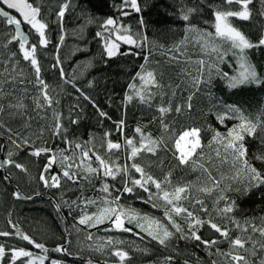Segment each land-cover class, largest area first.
Returning <instances> with one entry per match:
<instances>
[{"label": "trees", "instance_id": "obj_1", "mask_svg": "<svg viewBox=\"0 0 264 264\" xmlns=\"http://www.w3.org/2000/svg\"><path fill=\"white\" fill-rule=\"evenodd\" d=\"M29 2L41 7V18L48 25L46 33L49 44L46 47L38 46L37 59L41 68L40 78L48 84L47 91L53 103L51 106L44 104L40 85L36 83L35 69L30 61L23 59L18 40L11 39L14 35L11 25L0 17V93H2L0 106H3V111H0V153L2 146H5L6 160L11 152L13 154L11 159L24 165L26 169L22 171L16 168L15 164H7L0 172V232L10 233L8 236H0V244L5 246L7 253L5 258L0 259V264H11V253L8 249L12 247H22L35 255L46 256L45 264H49L52 259H61L63 264H88L89 261L92 264H116L119 263V258L112 255V252L117 248L129 254L124 264H183V261L192 264H212L213 261H217L218 264H234L230 258L216 255L217 249L221 253L243 255L250 264H261L264 261V250H261L260 245L264 244V236L259 231L253 232L251 226L264 228V186L251 189L247 195L242 194V191H236L235 189L243 190L247 186L248 177L241 175L238 180H233L239 165L233 166L230 155L226 163H221L222 157L227 154L221 150L222 157L218 159L215 155L216 145L209 147L208 142L214 134L212 129L226 133L228 128L238 123L234 119L226 118L224 124L217 120L216 113L224 111L219 102L237 105L255 120L258 114L264 112V85L248 84L229 88L227 81L215 75L216 69L213 68L211 84L197 91L193 87V78L199 75V65L190 63L189 58L191 61L204 59L206 64H210L215 61V56L204 55L198 46L191 43L186 48H181L185 55L178 61H172L171 57L179 56V53L164 54L166 49L184 38L185 25L189 22L214 32L213 7L221 5L222 0H138L142 11L137 13L130 7L126 8L124 10L130 13L128 16L121 15L120 6L123 0H29ZM63 4H68L69 7L61 20L57 14ZM193 7L199 11L194 12L189 21L182 20L181 9ZM232 7L234 10L238 9L236 5ZM249 7L252 13L249 20L237 18L232 20L234 26L251 41L256 42L264 34V15L260 14L264 11V0H252ZM109 17H119L118 23L129 26L133 35L139 33L146 36V46L136 48L121 43L119 49L121 54L109 58L104 50V38L96 35L97 32L103 31L101 25ZM141 18L144 20L143 26L138 23ZM24 28L29 35V42L25 47L38 45L39 36L35 30L30 26ZM108 35L109 33H104L105 38ZM125 52L128 54H122ZM247 54L257 73L264 77V47L249 49ZM145 56L149 57L148 70L155 72L161 87L152 89L156 94L150 103H141L136 97L126 102L125 95L131 94L128 85L140 84L139 79L134 81L133 77L145 63ZM217 66L229 76L237 74V60L231 53L223 62H218ZM61 70L64 72L63 77ZM203 78H208L207 66ZM209 88L211 95L208 94ZM190 95L191 101L188 100ZM85 96L90 99H85ZM37 97H40L42 107H37ZM189 103L192 105L191 108L188 107ZM17 104H23V107H15ZM161 106L171 110L161 116L159 112ZM178 106L181 108L180 112L175 110ZM101 111L107 115L101 116ZM56 114H59L66 133L53 135ZM121 120L124 121L122 131L117 128ZM162 120L169 126L167 131L162 127ZM138 126L145 135L150 134L153 139L162 138L166 146L158 148L155 154L142 151L134 161L127 159L131 151L127 146L120 150L108 151V140L124 144L125 138H130L139 147L140 134L135 131ZM193 127L203 130L201 141L205 147L201 163L209 169L216 180L221 181L219 188L210 195L198 193L201 187L211 186L208 174L203 169L193 170L190 164L181 165L174 147L179 134ZM105 133L108 135L105 136ZM65 135L68 140L73 141L71 145L65 142ZM24 140L29 143L24 144ZM77 143L85 145L91 156V160L84 161L83 165L80 159L81 149L75 147ZM44 147L52 151L41 153L40 156L31 154L34 150ZM246 147L253 166L264 172V162L255 159L256 154H264V144H261L259 139L246 137ZM61 151L66 156L74 157L73 160L65 162V165L69 163L73 165L70 171L78 173L75 181L63 176L64 168L61 166L59 155ZM92 153L120 165L135 162L157 180H163L170 172L172 187L190 185L189 192L186 193L188 199L182 201L183 206L201 220L211 218L212 222L227 227L230 230L229 239L240 236L246 241L245 248L232 249L229 241L207 224L198 226V234L204 240L219 241L210 249H206L204 244L194 239H180L181 233H175L171 225L168 227L175 235L166 246L144 236L136 229L134 223L127 221L125 227L132 229L130 233L107 231L112 225L106 221L91 228L80 225L79 218L87 210V206L84 207L85 201L107 195L100 191L104 182L113 186L110 199L120 196L118 203L124 207H131L139 213L157 217L167 225L163 200H155L159 206L154 208L151 203H145L148 193L143 189L137 188L133 193H123L122 175L113 180L110 177H103L102 172L87 173L85 166L88 163L92 167H98ZM53 155L57 156V162L45 171V165ZM41 174L49 184L52 183V176H59L60 186H46L40 179ZM5 175L9 176V181L5 180ZM130 175L139 178L140 174L133 169ZM149 187L151 192L157 191L154 186ZM172 187L168 190L171 191ZM229 187L232 190H227ZM14 188L30 200L17 199ZM221 190H225L227 202L235 201L237 208L231 217L238 220L240 225L247 227L246 232L238 229L231 219L216 214L215 209L223 208L226 203L221 200L218 205L216 204ZM196 200L204 201L203 207L208 211H201L202 206L194 203ZM94 206L90 205L88 208L96 213ZM180 218L182 217H175L177 223L182 226L184 233L190 235L188 222L183 218L182 223L179 221ZM82 230L91 234L92 239L83 236ZM17 231L30 236L37 243L44 244L48 252L44 253L22 240L16 235ZM135 233L140 235L137 236ZM249 236L251 240L248 239ZM109 237L113 241L121 240L124 243H113L98 251V246L106 244ZM62 244H66V254L53 251ZM143 249L147 251H142ZM253 250L255 255H252ZM209 251L212 255H209ZM167 257H172V260L166 261ZM26 259L21 258L15 264H23Z\"/></svg>", "mask_w": 264, "mask_h": 264}, {"label": "snow or ice", "instance_id": "obj_2", "mask_svg": "<svg viewBox=\"0 0 264 264\" xmlns=\"http://www.w3.org/2000/svg\"><path fill=\"white\" fill-rule=\"evenodd\" d=\"M0 3H3L7 6L8 9H14L16 12L20 14L22 19H18L16 16L10 15L8 11L0 8V17L6 18L8 25L15 26V35L12 36V40H18L19 49L23 54V59L26 61H30V64L35 69L36 74V83L40 85V92L43 97L44 104L51 106L53 103L52 97H50L47 89L48 84L44 82L40 78L41 68L39 61L37 59V48L38 46L46 47L49 44V40L47 38L46 29L48 27L47 22H45L41 18V7L39 5L34 6L32 3H29V0H0ZM252 0H222L221 5H216L213 7V17L214 21L212 22L213 31H208L207 29H202L197 27L196 25L191 24L190 22L185 25V36L182 40L173 44L171 48L166 49L164 54L168 52H177L180 55H173L171 57L172 61H178L180 57L185 55V52H181V48H186V46L191 43L194 46H198L200 51L206 56H215V61L210 64H206L204 59H198L196 61H191L190 63H195L199 65V75L193 78V87L196 88L197 91L201 89V87L210 85L212 80V69L215 68V75L219 76L221 79L227 81V86L229 88H237L241 85L255 84V85H264V77L257 73L255 65L251 63L248 58L247 50L264 47V34L261 35L258 41H251L242 31H240L233 24L232 18H237L239 20H249L251 18V10L250 5ZM233 5L238 6L237 10L233 9ZM69 7L68 4H63L60 8L58 17L62 20L65 10ZM121 7V15L128 16L130 13L124 9L131 8L135 12L139 13L142 11L141 6L138 4V0H123V4ZM198 8H182L181 9V19L184 21H189L190 16L194 12H198ZM261 15H264V11H261ZM119 17L112 18L109 17L103 21L101 27L103 28L102 32H97L96 35L104 38V50L106 55L111 58L119 53L121 43L126 45H132L136 48H141L146 46L147 37L142 36L139 33L135 35L132 34L129 26H125L123 24L118 23ZM26 23L31 27V29L35 30V33L38 34L39 40L38 45L33 44L29 48H26L25 45L28 44V36L21 32V24ZM141 26L144 25V20L141 18L138 22ZM207 23V21L205 22ZM107 32L109 35L105 38L104 33ZM114 37V38H113ZM61 41L63 40V36L60 37ZM141 41L144 43L142 44ZM11 42V41H9ZM163 48V45L160 46ZM231 53L233 57L237 60V74L233 76H229L227 72H222L217 66L218 62H223L225 57ZM127 55L128 53H122ZM138 54V53H137ZM145 63L140 66V71L136 73V76L133 77L135 81L137 78L140 81L139 86L136 83H130L128 88L131 90V94L125 95V101L130 102L134 97L138 98L141 103H150L153 96L156 94L152 91L153 88H160L161 85L156 78V74L152 70H148L147 65L149 62V57H144ZM60 61L58 60L57 63ZM207 66L208 68V78L204 79V69ZM61 76H64L63 70H61ZM70 82V81H68ZM83 95V93H81ZM209 95H211V89L209 88ZM2 95V93H0ZM85 99H90L85 96ZM188 100H192V96L188 97ZM37 107H42L43 105L40 103V97L36 98ZM221 107L224 109L222 112L216 113L217 120L224 124L225 119H234L237 120L238 123L234 124L232 127L228 128L226 133H221L212 129L213 136L211 140L208 142V146L211 147L213 144L216 145L215 155L218 159H221L222 152L227 154L224 155L221 159V163H226L228 160V156L232 157L233 166L235 167L237 164L239 168L236 172V176L233 177V180H238L241 175H245L248 177L247 186L241 189H235L236 191H242V194L247 195L248 192L253 188H258L260 186H264V172L258 170L248 158V149L246 147V137H252L259 139L261 144H264V112L258 114L255 120L251 119L248 115L245 114L244 110L234 104H224L222 101L219 102ZM191 103L188 104V107L191 108ZM15 107L22 108L23 104H17ZM171 109L168 107H159V112L161 116L163 114L169 112ZM177 112L181 111V108L178 106L175 109ZM0 111H3V106H0ZM101 116H106L107 114L104 112H100ZM55 125L53 135H60L61 133H66V129L63 128V125L60 122L59 114L55 116ZM77 121H72V123H76ZM162 127L165 131L168 130V125L161 121ZM124 126V121L121 120L117 124V128L122 131ZM136 133L140 134L141 143L140 146L137 147L136 143L133 139L125 138L124 144L119 142H113L112 140L107 141V149L109 152L113 150H120L127 146L131 151L127 156L129 161H134L137 156L142 151H147L155 154L158 148L162 146H166L165 141L161 139H153L151 135H145L141 129V127H137L135 129ZM203 130L201 128L193 127L191 129H187L182 131L178 138L175 139L174 147L176 151L179 153L177 159L181 165H191L193 170L203 169L205 173L208 174V179L212 182L211 186L201 187L199 190L206 194H211L215 189L219 188L221 181L216 180L211 172L201 160L204 159L203 148L205 145L202 144L201 141V132ZM108 134L105 133V136ZM175 135V133H173ZM171 138V137H170ZM64 140L68 144H72L73 141L67 139V136H64ZM15 143V141H13ZM24 144H28L27 140H24ZM19 147V145H18ZM77 149H81V164H84V161L91 160V156L89 155V150L85 145H81L79 143L75 144ZM199 150V151H198ZM52 150L49 148H40L34 150L31 154L34 156H40L41 153L51 152ZM12 153L9 152V158L3 161L4 164H15V167L21 169L22 171H26L24 165L15 163L11 159ZM60 162L61 166L64 168L63 176L68 180L75 181L78 173L75 171H70L72 169V164H66L65 162L73 160L74 157L66 156L63 154V151L60 152ZM95 156V160L98 162V167H92L90 163L85 166V171L89 174H99L102 172L103 177H110L115 180L118 176H123V193H133L137 188L143 189L144 192L148 193V198L145 203H151L152 207H158L159 205L155 203V200H163L164 202V218L167 220V225L162 222L160 219L155 217L148 216L147 214L141 215L137 210L131 207H124L119 204L120 196L112 197L111 199V188L107 182H104L101 185L100 191L107 194L106 196L100 198V203L104 206L100 207L96 213L88 215L85 212L79 218V223L81 225H86L91 228L96 225L104 223V221H110L112 228L123 231V232H131L132 229L125 227V222L135 223L136 227L139 228L142 232L146 233L153 240L157 241L160 245L166 246L170 239L175 235V233H181L180 239H194L199 241L200 243L205 245L206 249H210L212 246H215L219 243L218 240H204L198 234L199 227L205 224L209 225L211 229L215 232L219 233L221 237L225 238L229 241L230 247L232 249H244L246 241L242 239L240 236H237L234 239H229L230 230L227 227H222L220 224L212 222V219L209 220H201L198 218L192 211H189L186 207L183 206L182 201L188 199L186 193L189 192L190 185L185 184L183 186H171L169 172L165 175L163 180H157L151 174L147 173L145 169L135 163L132 162L129 164L120 165L115 161L106 160L96 153H92ZM211 159V157H209ZM256 160L264 162V154H256ZM57 162V156H50L48 163L45 165V171L52 167L54 163ZM135 170L136 173H139V178H134L130 175L131 170ZM40 179L44 181L45 185L48 187H59L60 186V178L59 176H52V183L49 184L45 179V176L41 174ZM154 186L157 190L156 192H151L149 186ZM172 187V190L169 191L168 188ZM227 190H232L230 187ZM225 190H221L220 196L217 198L216 204H219V201L224 200L225 206L223 208L217 207L216 214L221 217H225L231 219V222L235 224V226L240 229L242 232L247 231V227L240 225L239 221L234 217H231V214L237 208L235 201L227 202L228 197L224 194ZM19 195V194H16ZM75 203V202H73ZM194 203L200 204L201 211L207 212L208 209L203 207L204 201L196 200ZM86 205H96L97 200L87 199L85 201ZM182 217L188 222V228L190 230V235L184 233V229L182 226L177 223L175 217ZM168 225H171L172 229H175V233L170 230ZM252 231H259L262 236H264V228H257L255 225L251 226ZM195 229V230H193ZM10 233L8 232H0V236H8ZM16 235L19 236L22 240L27 241L29 244H32L35 248L41 249L44 253L48 252V249L45 248L44 244L37 243L30 236L25 235L19 231L16 232ZM135 235L139 236V233H135ZM143 237H141L142 239ZM88 239H92L91 234H89ZM251 240V237H248ZM113 243L122 244L124 243L121 240H115L111 237L107 239L106 244H101L98 246L97 250H102L107 245H111ZM261 250H264V244L260 245ZM11 253V264H15L16 261L21 260V258H27L23 261V264H35L36 261L39 264H44L46 256H35L32 251L25 250L24 248H16L12 247L8 249ZM55 252H66L62 245H58L55 249ZM142 251H147V249H143ZM255 250L252 251V255H255ZM7 255L5 246L0 244V259L5 258ZM112 255L117 256L119 258V264H124V262L129 258L128 252L117 248L112 252ZM209 255H212L211 251H209ZM216 255H224L227 258H230L231 262L234 264H250V261L243 255L229 253H221L219 249H217ZM166 261L172 260V257L165 258ZM51 264H61L58 260H51ZM88 264H92L91 261ZM187 264V262H185ZM212 264H218L217 261H213ZM264 264V261L261 262Z\"/></svg>", "mask_w": 264, "mask_h": 264}, {"label": "water", "instance_id": "obj_3", "mask_svg": "<svg viewBox=\"0 0 264 264\" xmlns=\"http://www.w3.org/2000/svg\"><path fill=\"white\" fill-rule=\"evenodd\" d=\"M30 3V2H29ZM0 8H2L3 10H5V11H8L9 13H10V15H17V16H19L20 17V14L18 13V12H16V10H14V9H8L7 8V6L6 5H4L3 3H0ZM2 19H5L6 20V18H3V17H1ZM20 19H22L21 17H20ZM23 25H27L26 23H22L21 24V32L23 33V34H25V35H27L26 33H25V31L23 30ZM11 27L14 29V31H15V26L14 25H11ZM4 148H5V146H2V151H1V153H0V172H2L4 169H5V167H6V165L7 164H4L3 163V161H5L6 160V158H5V156H4ZM5 180L6 181H9V176L8 175H5ZM14 191H15V193L16 194H19V195H16V198L17 199H19V200H21V201H27V200H30L29 198H26L25 196H23L16 188H14ZM107 231H111V232H123V231H119V230H116V229H113V228H109V229H107ZM127 233H130V232H127ZM185 262H187V261H185ZM185 262L183 261V264H185ZM187 264H192V263H190V262H187Z\"/></svg>", "mask_w": 264, "mask_h": 264}, {"label": "rangeland", "instance_id": "obj_4", "mask_svg": "<svg viewBox=\"0 0 264 264\" xmlns=\"http://www.w3.org/2000/svg\"><path fill=\"white\" fill-rule=\"evenodd\" d=\"M177 152V151H176ZM177 154L179 155V153L177 152ZM200 195H203V194H205L204 192H198ZM93 200H97V204L94 206V209H95V211L97 212L98 211V209L100 208V207H103L104 205H100V198H95V199H93ZM120 204V203H119ZM122 205V204H121ZM85 206H87V210H86V212H87V214L88 215H91V214H93V212H91L90 211V208H88V206H90V205H86L85 203H84V207ZM140 214L141 215H144V214H142L141 212H140ZM83 215H84V213H83ZM148 216H151V217H154V216H152V215H149V214H147ZM155 218H157V217H155ZM157 219H159V218H157ZM181 220H183V218H180L179 219V221H181ZM162 221V220H161ZM106 222L108 223V222H110V221H107L106 220ZM163 222V221H162ZM182 222V221H181ZM79 223V222H78ZM165 223V222H164ZM183 223V222H182ZM185 223V222H184ZM80 224V223H79ZM135 224V223H134ZM166 224V223H165ZM81 225V224H80ZM82 226H85V225H82ZM136 226V225H135ZM86 227V226H85ZM87 228V227H86ZM136 229L140 232V233H142L144 236H147V237H149L146 233H144V232H142L139 228H137L136 227ZM82 233H83V236H85L86 238H88V236H89V234H88V232L87 231H85V230H82ZM151 238V237H150ZM35 255V254H34ZM35 256H40V255H35ZM53 260V259H52ZM35 264H39V262L38 261H36L35 262ZM44 264H45V261H44ZM49 264H51V260L49 261ZM116 264H119V263H116Z\"/></svg>", "mask_w": 264, "mask_h": 264}, {"label": "bare ground", "instance_id": "obj_5", "mask_svg": "<svg viewBox=\"0 0 264 264\" xmlns=\"http://www.w3.org/2000/svg\"><path fill=\"white\" fill-rule=\"evenodd\" d=\"M13 16H16L18 19H20V17L19 16H17V15H13ZM25 26H29V25H23V30L25 31V33L27 34V36H28V42H29V35H28V33H27V31L25 30ZM13 29V28H12ZM13 31H14V29H13ZM14 35H15V31H14ZM62 246L66 249V244H62ZM61 254L63 255V254H66V252H61ZM56 260V259H55ZM58 261H60L61 262V264H63V261L61 260V259H57Z\"/></svg>", "mask_w": 264, "mask_h": 264}]
</instances>
